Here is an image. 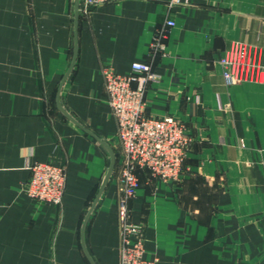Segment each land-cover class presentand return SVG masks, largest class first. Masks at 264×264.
Masks as SVG:
<instances>
[{
  "label": "crops",
  "instance_id": "obj_1",
  "mask_svg": "<svg viewBox=\"0 0 264 264\" xmlns=\"http://www.w3.org/2000/svg\"><path fill=\"white\" fill-rule=\"evenodd\" d=\"M171 1L107 4L77 26V0H0V264H119L117 165L99 196L117 145L103 69L136 60L155 75L146 114L194 137L181 181L137 170L145 256L264 264V82L228 84L221 63L242 44L264 65V0ZM36 161L66 167L61 204L28 195Z\"/></svg>",
  "mask_w": 264,
  "mask_h": 264
},
{
  "label": "built area",
  "instance_id": "obj_2",
  "mask_svg": "<svg viewBox=\"0 0 264 264\" xmlns=\"http://www.w3.org/2000/svg\"><path fill=\"white\" fill-rule=\"evenodd\" d=\"M123 0H79V13L89 14L97 7ZM180 2L172 0L171 4ZM176 24L173 18L167 25ZM163 36H157L153 51L165 48ZM228 84L249 80L264 82V65L246 45H236L222 58ZM109 104L117 121L116 165L118 167V218L120 225L119 264H158L145 256V225L132 221L130 202L141 188L137 170H150L164 182L181 181L185 161L194 137L187 124L177 116L146 114V92L155 79L152 62L136 60L132 71L118 73L111 66L103 69ZM26 184L28 195L42 203L61 204L67 181L66 167L36 161L30 165Z\"/></svg>",
  "mask_w": 264,
  "mask_h": 264
},
{
  "label": "water",
  "instance_id": "obj_3",
  "mask_svg": "<svg viewBox=\"0 0 264 264\" xmlns=\"http://www.w3.org/2000/svg\"><path fill=\"white\" fill-rule=\"evenodd\" d=\"M79 17H80V13H79V0H77V12H76V22H77V26H78V23H79ZM75 59H76V57H75ZM75 59H74L72 65H71V68H70L69 72L71 71V69L73 68V66H74V64H75ZM115 165H116V155H115L114 150L111 149V165H110L109 171H108V173H107V176H106V178H105V181H104V183H103V186H102V188H101V191H100L99 196L101 195V193H102V191H103V189H104L106 183H107L108 180L110 179V177H111V175H112V173H113V171H114ZM99 196H98V198H99ZM87 254H88V252H87ZM88 257H89V259L92 261V263L95 264V263L93 262V260H92V258H91V256H90L89 254H88Z\"/></svg>",
  "mask_w": 264,
  "mask_h": 264
},
{
  "label": "rangeland",
  "instance_id": "obj_4",
  "mask_svg": "<svg viewBox=\"0 0 264 264\" xmlns=\"http://www.w3.org/2000/svg\"><path fill=\"white\" fill-rule=\"evenodd\" d=\"M186 162V161H185ZM186 168V167H185Z\"/></svg>",
  "mask_w": 264,
  "mask_h": 264
}]
</instances>
